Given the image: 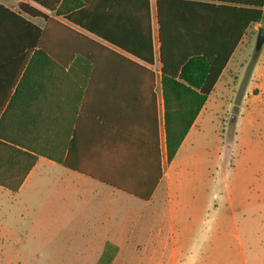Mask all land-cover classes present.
<instances>
[{
    "label": "crops",
    "instance_id": "1",
    "mask_svg": "<svg viewBox=\"0 0 264 264\" xmlns=\"http://www.w3.org/2000/svg\"><path fill=\"white\" fill-rule=\"evenodd\" d=\"M156 1L149 0L153 51V62L149 63L31 0H0L13 11L19 3L30 4L89 39L82 43L89 53L86 55L72 54L71 38H55L53 58L64 69L51 75L36 71L21 86L11 87L13 43L10 27L6 31L4 23L0 104L3 110L19 113L21 122L36 120L37 138L52 143L53 159L39 155L17 191L0 186V193L6 189L23 205L36 206L38 220L51 228L45 232L48 238L74 240L70 251L81 257L68 258V264H97L108 242L118 247L115 264L125 239L146 236L155 239L157 254L169 251V264H187L190 259L196 264H264V247H248L242 238V229L249 233L252 228L250 218L238 219L237 212L244 205L238 203L228 185L222 191L215 177L213 197L221 191L225 206L215 204L212 219L208 216L211 229L206 235L202 230L208 245L200 249L188 246L189 236L204 222L208 192L204 183L206 108L228 87L226 77L236 49L254 29L264 27V18L253 23L249 11L260 0H181L173 7L172 13L179 16L183 28L215 31V44H226V39L246 30L172 160L167 150ZM126 10L118 11L116 35L127 45L139 50L143 46L148 51L150 41L143 33L140 37L141 28L144 32L147 28L146 18L141 23L135 15L129 19ZM32 21L40 27L45 24L40 17ZM262 68L258 62L251 78L259 79ZM22 76L23 72L18 82ZM194 108L193 102L170 101L169 116L178 121L183 110L187 119ZM257 198L264 203V185L258 188ZM160 257L157 264L163 263Z\"/></svg>",
    "mask_w": 264,
    "mask_h": 264
},
{
    "label": "trees",
    "instance_id": "2",
    "mask_svg": "<svg viewBox=\"0 0 264 264\" xmlns=\"http://www.w3.org/2000/svg\"><path fill=\"white\" fill-rule=\"evenodd\" d=\"M45 10L62 16L80 28L104 39L129 53L153 62L150 28L149 0H31ZM181 0H157V15L159 22L160 61L162 63V84L166 100V134L168 158L172 160L192 126L202 104L207 101L216 82L232 57L237 42L246 29L238 32L236 38L226 39V44H215L216 32L211 30L183 28L179 16L172 13L175 5ZM249 10L251 22L257 23L264 18V0ZM126 10L127 18L137 16L141 23L146 18V31L141 28L145 39L150 41L149 50L141 46V50L125 44L116 35L115 25L119 20V10ZM131 11H136L132 14ZM23 14V15H22ZM26 15L29 18H26ZM43 18L45 24L40 27L32 18ZM246 24H248L250 21ZM4 23L10 27L11 48V87L21 86L27 78L36 71L51 75L53 71L63 70V65L53 58L55 54L53 40L71 38L73 53H89L82 43L89 40L53 16L27 4L20 3L19 10L13 11L0 4V40H3ZM108 25L110 27L107 29ZM9 35H7V38ZM232 39V40H231ZM231 42V44H228ZM232 42H234L232 44ZM144 40H141V44ZM92 54V53H91ZM56 63H55V62ZM3 64V61H0ZM3 73V66H0ZM23 72L21 81L18 82ZM50 77V76H49ZM193 102L194 110L185 119L184 111H179L182 118L171 120L169 102ZM36 120L21 122L19 113L10 108L3 110L0 104V186L17 191L31 169L36 164L39 155L53 159L52 143L41 142L37 138ZM58 160L61 161L60 158ZM118 247L107 243L97 264H109Z\"/></svg>",
    "mask_w": 264,
    "mask_h": 264
},
{
    "label": "rangeland",
    "instance_id": "3",
    "mask_svg": "<svg viewBox=\"0 0 264 264\" xmlns=\"http://www.w3.org/2000/svg\"><path fill=\"white\" fill-rule=\"evenodd\" d=\"M257 32L254 29L249 39L236 49L229 77H226L228 87L222 89L216 103L211 99L206 108L204 183L208 192L204 222L196 229L198 232L189 236V247L200 249L208 245L202 230L206 235L205 231L211 229L208 216L212 219L214 205H224L221 191L216 192V199L213 197L214 177L221 182L222 191L228 185L234 198L244 205L242 211L237 212L240 222L244 217L252 220L249 233L241 227L246 246L264 247V203L257 198L258 188L264 185V45L256 52ZM258 62L263 67L262 78H251ZM233 115L236 119H232ZM38 213L36 206L23 205L16 194L6 189L0 193V264H68V258L81 257L70 251L73 239L45 235L51 228L38 220ZM155 247V239L148 236L125 239L115 264H157L160 256L162 264H169V251L157 254ZM187 264H196V260L190 259Z\"/></svg>",
    "mask_w": 264,
    "mask_h": 264
},
{
    "label": "water",
    "instance_id": "4",
    "mask_svg": "<svg viewBox=\"0 0 264 264\" xmlns=\"http://www.w3.org/2000/svg\"><path fill=\"white\" fill-rule=\"evenodd\" d=\"M263 45H264V27H260L257 32L256 43H255L256 52L259 53L262 50ZM235 118L236 116L233 115L232 119Z\"/></svg>",
    "mask_w": 264,
    "mask_h": 264
}]
</instances>
